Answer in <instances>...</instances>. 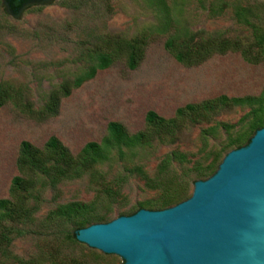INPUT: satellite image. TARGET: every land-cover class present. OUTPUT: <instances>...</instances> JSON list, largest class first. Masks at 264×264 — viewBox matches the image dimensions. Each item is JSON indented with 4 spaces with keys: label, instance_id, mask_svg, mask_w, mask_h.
Masks as SVG:
<instances>
[{
    "label": "rangeland",
    "instance_id": "374dc122",
    "mask_svg": "<svg viewBox=\"0 0 264 264\" xmlns=\"http://www.w3.org/2000/svg\"><path fill=\"white\" fill-rule=\"evenodd\" d=\"M161 2L45 0L17 17L9 16L0 3V85L20 93L35 111L62 84L93 66L110 40L148 36L135 70H128L121 56L62 99L58 115L46 122L29 119L10 103L0 107V200L9 198L12 180L20 175L22 142L43 149L55 137L77 157L86 144H99L106 137L109 123L136 134L145 130L148 112L167 120L186 105L220 96L257 97L264 91V60L250 64L236 52L188 68L164 48L175 29L197 38L254 44L255 35L264 36V0ZM259 52L264 58V47ZM255 120L247 107L220 109L206 123H189L173 140L141 150L123 149L122 156L112 150L107 161L73 171L55 185L36 173L27 218L14 224L17 232L0 250V264H53L60 256L74 259L71 264H122L117 256L59 245L57 238L79 225L50 221L49 214L59 205L79 202L90 205V219L104 218L102 223H107L162 200L180 185L185 187L183 196L189 197L193 182L209 178L228 152L244 146L232 142L244 138ZM204 170L208 177L199 179Z\"/></svg>",
    "mask_w": 264,
    "mask_h": 264
},
{
    "label": "trees",
    "instance_id": "16d2710c",
    "mask_svg": "<svg viewBox=\"0 0 264 264\" xmlns=\"http://www.w3.org/2000/svg\"><path fill=\"white\" fill-rule=\"evenodd\" d=\"M5 12L12 17H17L23 10L30 6L40 4L45 0H0ZM156 5L163 4L161 0H150ZM167 19V16L165 17ZM254 44L247 45L237 40L216 39L213 37L197 38L185 29H175L168 37L164 48L173 59L184 67H194L202 64L215 55L227 53H240L243 60L250 64L263 61L261 50L264 47V36L255 35ZM148 36L142 34L130 41L113 39L106 43V49L97 54L95 64L88 70L71 81L62 84L59 89L52 92L44 107L35 111L31 105L24 101L23 96L0 85V107L10 103L20 113L29 119L43 123L58 115L62 99L80 88L84 83L92 80L97 72L111 67L121 56H124L128 70H135L144 58ZM259 49L254 52V49ZM232 107H247L255 115V120L249 127L248 133L240 140H233V144L247 145L254 133L264 128V91L257 97L227 98L220 96L217 99L204 101L198 105H186L176 111L172 119H163L153 112L145 116V130L136 134H128L119 123L107 125V135L101 142L88 143L77 157H73L55 137L49 138L43 149H37L28 142H22L19 147L17 168L19 176L12 180L10 196L0 200V250L10 243V236L17 232L14 224H18L27 218L26 204L30 197V191L35 186V174L44 176L52 185L57 184L63 177L73 171L86 170L109 159L112 150L118 155H123V149L135 150L151 147L154 142L170 141L175 139L186 125L208 122L210 117L220 109ZM187 123V124H186ZM246 137V138H245ZM239 148V147H238ZM211 171V175L215 173ZM205 172V174H204ZM206 170L198 174L199 179L208 177ZM194 184V182H193ZM185 187L180 185L176 190H170L162 200L157 201L152 210H163L172 207L189 197L183 196ZM104 191V190H103ZM153 204H143L139 209ZM152 208V207H150ZM90 205L71 202L59 205L48 218L54 222H76L79 228L70 234H64L57 238L61 246L71 244L80 249L94 252L92 249L76 241V231L86 228L91 224L105 222L104 218H93ZM135 212L127 213V216ZM129 214V215H128ZM20 233V232H18ZM74 259L66 256L54 257L53 264H71ZM19 264H33L31 262H19Z\"/></svg>",
    "mask_w": 264,
    "mask_h": 264
},
{
    "label": "water",
    "instance_id": "95a60500",
    "mask_svg": "<svg viewBox=\"0 0 264 264\" xmlns=\"http://www.w3.org/2000/svg\"><path fill=\"white\" fill-rule=\"evenodd\" d=\"M122 264H264V128L228 152L188 199L76 231Z\"/></svg>",
    "mask_w": 264,
    "mask_h": 264
}]
</instances>
